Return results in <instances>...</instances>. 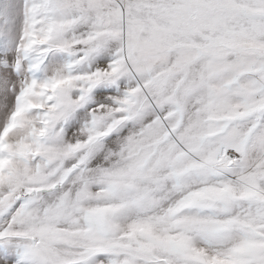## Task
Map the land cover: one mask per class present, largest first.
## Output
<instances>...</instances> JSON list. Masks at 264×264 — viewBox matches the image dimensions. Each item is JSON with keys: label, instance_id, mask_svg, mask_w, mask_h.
Instances as JSON below:
<instances>
[{"label": "snow or ice", "instance_id": "obj_1", "mask_svg": "<svg viewBox=\"0 0 264 264\" xmlns=\"http://www.w3.org/2000/svg\"><path fill=\"white\" fill-rule=\"evenodd\" d=\"M0 264H264V0H0Z\"/></svg>", "mask_w": 264, "mask_h": 264}]
</instances>
